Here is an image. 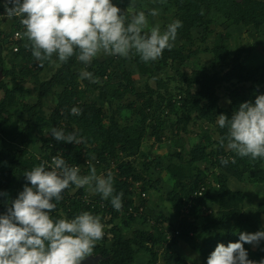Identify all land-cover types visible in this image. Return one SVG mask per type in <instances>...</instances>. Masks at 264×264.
I'll return each mask as SVG.
<instances>
[{
	"label": "trees",
	"instance_id": "trees-1",
	"mask_svg": "<svg viewBox=\"0 0 264 264\" xmlns=\"http://www.w3.org/2000/svg\"><path fill=\"white\" fill-rule=\"evenodd\" d=\"M166 1L176 7L177 20L182 23V27L177 29V35L186 41L183 44L172 42L174 47L171 50L165 49L155 61L144 62L133 51L127 58L115 55L105 61L93 59L89 65H85L74 55L67 62H62L50 76L43 77L53 57L44 61L41 67L32 55L31 45L13 53L20 59L21 70L18 73L8 71L4 67V57L0 58V91L3 93L0 99V126L4 121L13 119L10 111L13 107L22 108L25 114L20 125L22 143L20 147L8 149L11 162L0 175V215L6 208L3 194L11 188L14 175L19 170L30 171L22 164V157L32 144L33 130L42 145L40 162H45L63 150V157L72 164H81L86 159L100 161L96 170L105 171L106 176L109 165L115 164L119 170L111 173L113 195L122 193L121 210L114 209L111 198L105 200L101 194L94 195L87 188L81 187L72 193L76 187L73 184L62 193L63 199L50 213L54 220H70L84 211L98 216L109 213L110 219H102L101 223L110 228L104 230L103 239L96 243L93 250V254L98 257V264H134L142 253L150 256L147 264H193L185 256L172 251V246L179 242L200 256V264H207L209 255L218 244L227 246L229 242H237L241 232L264 231V202L253 210H246L244 203L247 195L232 189L229 184L230 177L242 181L245 174L260 167L264 159L238 156L227 149V140L221 147L220 139L216 140L209 129L202 130L200 141L193 146L180 137L184 135L189 139L192 133L189 126L195 127L206 121L217 126L220 138L225 137L227 128L219 127L218 116L224 114L231 119L241 103H254L258 95L264 94V61L250 67L245 65L243 56L250 53L251 48L233 46L230 42L233 35L228 30L229 27L242 25L264 33V0ZM112 3L117 6L116 0H112ZM212 13L224 19L226 29L213 27V24H218L211 16ZM194 29L202 30L205 47L188 48L187 43L193 42ZM202 52L212 55L209 67H201L196 72L197 79L185 78L187 87L177 93L169 92L165 100L153 87L148 86V92L142 89L133 78L132 68L127 69L130 64L140 74L153 76L168 65L187 63ZM80 63L99 79L100 82L96 84L106 98L112 102L120 101L113 112L108 114L103 105L88 99L87 87L90 81L80 78L81 71L77 69ZM24 83L39 87L34 103L19 97L18 90ZM165 84L159 80L158 88L161 89ZM225 84L229 85L227 89L231 100L227 108L221 106L219 93ZM50 95L55 96L56 103L49 121L45 122L39 115ZM155 95L166 104L163 108L165 117L171 115L172 118V111L177 113V119L171 125L172 137L168 138L176 151L166 168L173 181L172 190L167 193L166 199L180 219L177 224L170 225V229L164 228L160 219H157L151 229L130 231L133 223L141 221L144 224L150 219L146 196L147 191L154 188L150 177L145 175V172L149 174L151 164L146 162L141 170L136 163L140 146L148 135L153 136L157 142L165 138L164 121L161 117L153 119V109L158 107ZM128 96L135 99L121 104ZM73 107L81 109V114L73 115ZM128 110L130 115H123ZM5 114L10 116L5 117ZM132 114L139 118L132 120ZM53 127L62 128L66 133L75 132L78 138L83 139L79 144L57 141L50 133ZM181 132L183 135H180ZM0 145L3 146L1 141ZM223 159H227L228 163L222 164ZM198 162H203L206 167H200ZM209 169L214 171L210 174ZM136 183L140 186L138 195L143 200L141 202L134 198L132 188H136ZM142 193L146 195L142 196ZM78 195H90L92 203L87 204ZM189 204V213L185 214L184 208ZM142 206L143 211L139 212ZM120 215L129 233L124 226L115 224V219ZM110 241L111 246L108 245ZM243 247L250 260L257 264L264 260V240L255 244V247L248 243H244Z\"/></svg>",
	"mask_w": 264,
	"mask_h": 264
},
{
	"label": "clouds",
	"instance_id": "clouds-1",
	"mask_svg": "<svg viewBox=\"0 0 264 264\" xmlns=\"http://www.w3.org/2000/svg\"><path fill=\"white\" fill-rule=\"evenodd\" d=\"M4 7L8 18L23 17V35L41 67L54 54L61 62L76 55L85 65L101 52L127 58L134 51L144 62L155 61L165 49L174 47L177 29L182 27L176 20L163 32L159 24L145 32L148 21L144 11L134 14L126 24L125 15L112 0H6ZM129 7H134V0ZM158 14L156 9L150 10V15ZM80 78L100 82L87 70L80 72ZM81 111L78 107L71 109L73 115ZM217 122L220 128H227V135L219 141L221 147L227 140V149L238 156L264 159V94L258 95L254 103H241L231 119L220 114ZM50 133L55 140L66 143L79 144L83 139L58 127ZM221 163L227 164L228 160ZM89 167L90 174L81 176L79 167H70L56 156L51 166L45 161L25 172L31 186L26 184L7 213L0 215V264H81L92 256L96 243L104 237L100 216L84 211L70 220H54L50 215L63 199L62 193L73 184L88 186L103 199L111 198L115 210L122 209V193L113 195L112 174L98 176L95 167ZM261 240L264 231L241 232L237 242L218 244L207 264H257L248 258L243 245Z\"/></svg>",
	"mask_w": 264,
	"mask_h": 264
},
{
	"label": "rangeland",
	"instance_id": "rangeland-1",
	"mask_svg": "<svg viewBox=\"0 0 264 264\" xmlns=\"http://www.w3.org/2000/svg\"><path fill=\"white\" fill-rule=\"evenodd\" d=\"M117 7L121 9V14H124L126 17V22H130L131 18L134 14L144 11L147 21H148V28L145 29L147 32L150 31L151 27H154L155 25L159 24L161 32L165 31L167 29V26L174 21L178 19V16L176 15V7L166 1V0H134V7H129L132 0H116ZM156 9L158 11L157 16L150 15V10ZM215 21H217V24H213V27L222 30L225 28L224 25V19L221 16H216L215 13H212L211 15ZM10 24V21L5 22V27L8 28ZM216 25V26H215ZM226 29V28H225ZM228 30L232 32V37L230 39V42L233 46H245L251 48L250 53H246L243 56V62L247 66H252L253 64L260 63L259 61H264V33L263 32H257L253 27L247 28L245 26H232L229 27ZM203 32L201 29H194L193 31V42H188V48L195 49L197 47H205L206 44H203L202 42ZM186 41L185 38H182L181 35H177L175 39V43L177 44H183ZM211 42V41H210ZM208 41V43H210ZM115 56V55H107L101 52L97 55L94 59H97L99 61H105L106 59ZM118 56V55H117ZM4 57V67L12 72L15 73V71L18 73L21 70V64L19 62L20 59L16 58L13 53L7 52V47L3 46L0 41V58ZM212 61V55L208 52H202L198 57H193L189 62L187 63H174L171 65H168L164 68V70L160 73H155L153 76L148 75H142L136 70H134V67L130 64L127 65V69L132 68L134 72V79L136 83L142 88L145 89L146 92H148V86L153 87L157 89L162 95L163 100L168 98L169 92H178L181 89H184L187 87L185 78H192L197 79L196 72L201 67H209ZM61 61H59L58 56L56 54L53 55V60L51 65L48 67V71L44 72L43 77L50 76L52 73H54L61 65ZM77 69L79 71L87 70L85 67L80 63L77 66ZM184 75V76H182ZM10 80V79H8ZM117 80V78L115 79ZM159 80L164 81L166 83V86H163L161 89L158 88V82ZM229 85H224L222 88H220L219 93L221 96V106L224 108H227L229 106L230 100V94L227 89ZM39 87L35 86L32 83H24L21 85V87L18 90V95L21 99L26 100L29 103H34L37 100ZM87 97L90 100L96 101L99 104L103 105L105 107L106 112L109 114L113 112L117 105L120 103V101H110L108 98L105 97L104 93L98 88V85L96 83H92L90 81V85L87 87ZM0 98H3V93L0 91ZM158 98V95H155V99ZM179 99V97H176ZM55 96L50 95L47 98L46 101V108L44 107L40 111V119L48 122L50 119V116L52 114V110L54 107V104L56 103ZM135 99L133 96H128L126 101H122L121 104H124L126 102H129L131 100ZM177 101V100H176ZM157 109H153V119L155 120L157 117H161V119L165 123V138L162 139L161 142L155 141V138L151 135H148L145 139V142L140 146V151L138 153V156L136 157V163L138 167L143 170L145 167V163L148 162L151 164L150 172H145V175H148L150 177L151 184H153L154 188L149 189L147 191V200L146 204L148 206L149 212L148 217L150 218L146 223L142 224L141 221H138L137 223H133L131 225L130 231H134L135 229H151L153 227V222H155L157 219L161 223V225L166 228L170 229L169 226L172 224H177L179 221V216L176 215L174 212L172 206L167 201L166 196L167 193H169L172 190L173 181L171 180L169 174L166 171L167 166L173 159V154L176 151V149L172 146L171 141H169V137H172V130L171 125L172 122L175 121L177 118V113L172 111V118L170 116H164L166 115L165 112H163V108L166 107L165 102L157 99ZM11 113H13V119L16 117H21L19 120L22 121V118L25 117V114L22 112V108H11ZM130 111L128 110L123 115H130ZM10 116L9 114H5V117ZM135 118H139L137 115L132 114V120ZM175 119V120H174ZM17 120V119H16ZM5 127H9L8 124H5ZM191 135L188 139L186 136L183 135V132H181L180 136L184 138L185 140H188V144L193 146L198 144L201 138L202 130H208L211 132V134L214 136L216 140L220 139V132L216 125L209 124L207 121L201 124H198L197 126H189ZM16 132V128H14ZM65 131V130H64ZM66 133V131H65ZM67 134V133H66ZM176 135V134H175ZM167 137V138H166ZM22 141L19 142V146L21 145ZM15 143L8 142V145L10 147L17 148L14 146ZM35 149L31 152L34 156L33 164H37L36 160L38 159V156L40 155V150L42 151V145L37 142L35 145ZM216 147V146H214ZM40 163V161H39ZM200 167L205 168V164L200 162L198 163ZM214 170L209 169V173L211 174ZM96 174L98 176H105V171L103 170H96ZM230 187L234 190H240L243 191L247 198L244 203V208L246 210H253L257 207L258 204L264 202V163L258 167L252 169L250 172L246 173L244 176V179L242 181H239L236 178L230 177L229 179ZM94 187V185H93ZM140 187V186H139ZM139 187H136L137 190H134V197L136 198L137 202H141L142 198L139 197ZM81 187H74V190H72V193H74L77 189ZM84 188V187H83ZM87 189L92 193L96 194V192L90 190V188L87 186ZM17 198V197H16ZM16 198L12 199L15 200ZM55 201V200H53ZM143 201V200H142ZM101 217L104 221H107L110 219L109 213H103ZM263 223H264V214L262 215ZM116 220V224H119V226H124L122 222V216L120 215ZM105 224V223H104ZM103 224V225H104ZM107 228V225H104V230ZM125 228V226H124ZM125 230L128 232L127 228ZM129 233V232H128ZM131 233V232H130ZM184 245L183 243L175 245L174 249L179 248L180 251L184 252ZM253 245V244H252ZM255 247V245H253ZM183 247V248H182ZM188 247V246H187ZM189 248V247H188ZM173 249V250H174ZM189 251L191 252L190 248ZM192 253V252H191ZM193 256L189 257L193 262L199 263L201 261V258L199 255L192 253ZM148 259H150V256H148ZM144 263V262H143Z\"/></svg>",
	"mask_w": 264,
	"mask_h": 264
},
{
	"label": "crops",
	"instance_id": "crops-1",
	"mask_svg": "<svg viewBox=\"0 0 264 264\" xmlns=\"http://www.w3.org/2000/svg\"><path fill=\"white\" fill-rule=\"evenodd\" d=\"M46 106L47 105L45 104V108H46ZM20 119H21V117L20 118L16 117V118L12 119L11 121H4L1 124V126H0V141H1L2 145H3V146L0 145V175L3 172V170L11 162V156L9 154V150L8 149H13V148L8 145V142L15 143L14 146L18 147L19 146V142L21 141V137H20V133H21V126L20 125H21V122L19 121ZM5 124H8L9 127H5ZM14 128H16V132H15ZM31 139H32V144H31V146L29 148H27L25 150V152L23 154V157H22V164L25 167H27L29 170H32L35 166H38L41 163V162L39 163V161H41L40 159H41V156H42V154H41L42 151L40 150V155L38 156V159L36 160L37 164H33L34 163L33 162V160H34V156L33 155L34 154L31 157V152L36 148L35 145L38 142V136H37L35 130H33L31 132ZM198 163H200V162H198ZM24 174H25V172L19 170L13 177V183L11 185V188L7 192H5L3 194V200L5 201V204H6V208H5L4 212H3V214L7 213L8 208L11 207L12 202L14 201L12 199L18 197L19 193L23 191L24 186L26 184L28 186H31L30 182L26 180V177L24 176ZM1 185H2V180L0 179V187H1ZM84 188L86 189L87 186H84ZM53 202L55 203V201H53ZM116 225H119V224H116ZM107 228H110V226L107 225ZM135 230H137V229H135ZM181 243H183V242H179L177 244H181ZM108 245L111 246L112 242L111 241L108 242ZM182 246H184V249H183L184 252L180 251L179 248L174 249L175 245L172 246V251L178 252L181 255L185 256L186 259L189 262L193 263V264H199V263L193 262L190 258L187 257V255L189 257H192L193 256L192 253H194V254H197V253L190 249L191 252H192L191 253L189 251V248L187 247L186 244H184ZM92 255H94V254H92ZM148 256H149L148 253H142L138 257V259L136 260V262L134 264H147L148 261H149Z\"/></svg>",
	"mask_w": 264,
	"mask_h": 264
},
{
	"label": "built area",
	"instance_id": "built-area-1",
	"mask_svg": "<svg viewBox=\"0 0 264 264\" xmlns=\"http://www.w3.org/2000/svg\"><path fill=\"white\" fill-rule=\"evenodd\" d=\"M5 2H6V0H0V41H1V44H3V46L7 47V52L16 53V52L20 51V49L22 47L28 48V47H30L31 44H30V41L23 35V33L26 31L25 27L21 24V19L23 17L8 18L5 14V7H4ZM8 6L11 7L12 5L9 4ZM6 21H10L8 28L5 27ZM17 33H20V35H17ZM26 45H28V47H26ZM56 156H60L66 161V159L63 157L64 151L60 150V151H58V153L50 156V159L45 160L47 162L48 166H51L52 158L56 157ZM66 163L70 167H73V166L79 167V169H80L79 174L81 176H86V175L90 174V167L89 166L90 165L94 166L96 169V165H98L100 163V161H94V160L86 159L81 164L80 163L72 164L69 161H66ZM113 170L118 172L119 169L117 168V166H115V164L109 165V169H107V172L112 173ZM135 186L139 187V184L136 183ZM132 189L137 190L136 188H132ZM139 191H141V190L139 189ZM200 194H201V192H200ZM145 195H146L145 193H142V196H145ZM79 197L84 202H86L87 204L92 203L90 195H83V196L78 195V198ZM190 206H191L190 204L185 206V208H184L185 214L189 213ZM142 211H143V206L140 207L139 212H142ZM169 238H170V236H169Z\"/></svg>",
	"mask_w": 264,
	"mask_h": 264
},
{
	"label": "water",
	"instance_id": "water-1",
	"mask_svg": "<svg viewBox=\"0 0 264 264\" xmlns=\"http://www.w3.org/2000/svg\"><path fill=\"white\" fill-rule=\"evenodd\" d=\"M81 264H98V257L92 255L81 262Z\"/></svg>",
	"mask_w": 264,
	"mask_h": 264
}]
</instances>
